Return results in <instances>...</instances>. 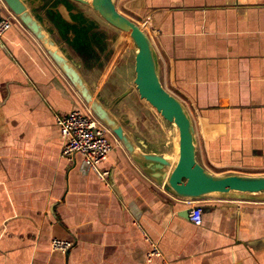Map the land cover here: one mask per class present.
<instances>
[{
    "label": "crops",
    "instance_id": "1",
    "mask_svg": "<svg viewBox=\"0 0 264 264\" xmlns=\"http://www.w3.org/2000/svg\"><path fill=\"white\" fill-rule=\"evenodd\" d=\"M122 2L152 40L163 86L190 114L197 162L216 175H264V0ZM28 6L63 43L59 14L82 37L96 25L110 30L111 48L128 59L108 60L104 95L119 97L118 113L175 160L176 129L139 98L120 34L72 0ZM9 14L0 1V17ZM84 45L65 48L88 79ZM119 66L125 76L113 82ZM72 110L88 113L38 40L13 20L0 44V264H264V202L202 199L194 224L189 201L144 173L112 134L99 165L109 172L104 183L80 155L60 156L53 115ZM52 238L73 246L52 251ZM152 244L160 256H149Z\"/></svg>",
    "mask_w": 264,
    "mask_h": 264
},
{
    "label": "water",
    "instance_id": "2",
    "mask_svg": "<svg viewBox=\"0 0 264 264\" xmlns=\"http://www.w3.org/2000/svg\"><path fill=\"white\" fill-rule=\"evenodd\" d=\"M0 1L42 45L47 55L76 90L87 110L108 128L150 178L188 201L199 202L202 199L216 198L264 202V175H216L208 172L197 162L194 125L190 114L184 103L163 86L159 76L157 53L146 29L118 10L117 0L72 1L90 7L102 21L120 34L118 41H125L126 38L130 40L134 68L132 86L141 100L153 107L162 119L175 126L177 132L175 160L166 152L158 151L156 146L151 147V144L127 123L123 114L118 113L119 97L105 96L98 90L96 81H88L82 71L81 61L73 58L65 48L66 43L85 47L84 44H80L82 40H78L84 37L73 31L72 27L76 23L67 22L60 14L55 16V28L66 36L62 39L66 40L63 43L56 38L50 26L49 28L32 13L28 6L29 0ZM186 213L188 214V211Z\"/></svg>",
    "mask_w": 264,
    "mask_h": 264
},
{
    "label": "built area",
    "instance_id": "3",
    "mask_svg": "<svg viewBox=\"0 0 264 264\" xmlns=\"http://www.w3.org/2000/svg\"><path fill=\"white\" fill-rule=\"evenodd\" d=\"M13 20L17 18L11 12L7 16L0 17V44ZM53 117L61 138L60 156L71 161L75 155H80L82 163L106 183L109 172L101 169L99 165L112 149L109 137L111 133L108 128L89 111L85 114L72 110L64 114L56 113ZM188 203V219L194 224H199L202 210L198 202L189 201ZM72 246L73 243L65 239L52 238L50 240L52 251L67 253ZM149 256H160V251L155 244H152Z\"/></svg>",
    "mask_w": 264,
    "mask_h": 264
},
{
    "label": "rangeland",
    "instance_id": "4",
    "mask_svg": "<svg viewBox=\"0 0 264 264\" xmlns=\"http://www.w3.org/2000/svg\"><path fill=\"white\" fill-rule=\"evenodd\" d=\"M116 4H117L118 10H120L126 16L132 18V15H133L132 12L129 11L128 8L124 6V3L122 2V0H120L119 4L117 2H116ZM99 21L103 24L102 20L99 19ZM93 26H94V24H93ZM90 34H91L90 35L91 43H93L95 48H93L90 51V56H88V59L86 60L88 62V81H96L97 85H98V90L102 94H105L108 90H107V86H103L105 83L104 78L106 77L107 73L111 70V68L108 67L110 61L115 60V59L120 60L122 58H124L126 60V58L128 59V55L123 50H120L119 52L116 53V51H114L113 48H111L110 40H114L113 38H115V36H113V34L110 32V30L107 31L104 28V26L99 27L98 25H96L94 32H92ZM124 46H125L124 47L125 49L127 46V51L129 50V52H130L131 44H130V40H127V38L124 41ZM132 56L133 55L130 54L129 58H131ZM108 60H110V61L108 62ZM112 71H113V69H112ZM84 72H85V70H84ZM124 76H125V67L119 66L117 68V70L114 72V74L110 77L114 78L113 82H114V80H116V82H119L122 80V78ZM110 79H109L108 83H110V81L112 82V79L111 80Z\"/></svg>",
    "mask_w": 264,
    "mask_h": 264
},
{
    "label": "trees",
    "instance_id": "5",
    "mask_svg": "<svg viewBox=\"0 0 264 264\" xmlns=\"http://www.w3.org/2000/svg\"><path fill=\"white\" fill-rule=\"evenodd\" d=\"M77 34L79 35V32H77ZM83 36H84V39H82L81 37L78 38V40H82V41H80V44H87L88 51H91L92 48H91V37H90V34H88V37L86 35H83Z\"/></svg>",
    "mask_w": 264,
    "mask_h": 264
}]
</instances>
